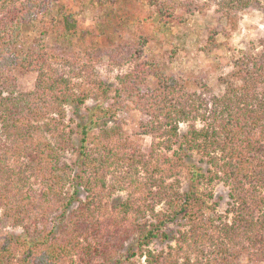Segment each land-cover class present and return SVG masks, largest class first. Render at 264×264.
<instances>
[{
  "label": "trees",
  "instance_id": "16d2710c",
  "mask_svg": "<svg viewBox=\"0 0 264 264\" xmlns=\"http://www.w3.org/2000/svg\"><path fill=\"white\" fill-rule=\"evenodd\" d=\"M145 1L161 23L176 19L177 6L187 13L203 7L194 0L193 9L175 0ZM252 1L260 4V0H219V11L231 17ZM49 2L0 0V225L22 226L25 232L8 233L1 240L0 264H62L66 258L68 264H94L93 255L102 245L95 240L89 241L87 248L80 247L77 222L92 205L98 206V194L105 186L103 171L127 173L121 160L132 168L136 163L145 164V158L157 152L167 161V169L159 173H173L176 163L169 151L180 163L182 154L193 151L204 167L191 164L187 190L178 179H159L158 200L145 208L152 220L133 224V231L125 227L118 235V247L124 246L125 238H133L127 262L134 264L130 260L134 256L144 258V264L264 262V33L230 52L231 70L217 78L218 92L206 83L187 90L183 78L163 73L155 61L139 60V44L130 54L131 43L108 48L111 58H120L126 50L127 60L139 61L123 74L110 105L92 109L104 111L110 118L118 109L139 110L146 117L140 122V133L151 136V149L147 154L135 145L128 148V140L115 122H101L90 138L91 125L96 124L92 110L87 123L77 124L80 144L75 146L71 137L75 130L65 121L66 107L79 109L95 96V90L87 85L90 80L87 84L80 80L88 64L77 69L69 57L43 46L33 52L12 49L19 42L21 25L47 10ZM261 3L264 5V0ZM67 25L73 26L68 21ZM217 33L211 31L205 47L216 45ZM145 39L141 38L140 47ZM65 62L71 68H66ZM17 66L36 73L31 89H16L12 71ZM148 76L154 77L155 83L144 86ZM93 81L107 95L109 87L102 80ZM181 122L190 124L183 134L179 133ZM118 138L121 141L114 146ZM73 145L76 160H67L63 155ZM214 182L228 189L223 216L205 213L208 198L213 197V190L207 187ZM202 185L205 191L200 190ZM80 188L85 191L83 198L78 196ZM149 194L154 196L152 188ZM135 200L131 195L112 207L127 213ZM157 201L162 202L159 210ZM168 224L176 229H165ZM154 238L165 242L166 248H150ZM242 255L246 261L241 260Z\"/></svg>",
  "mask_w": 264,
  "mask_h": 264
},
{
  "label": "rangeland",
  "instance_id": "374dc122",
  "mask_svg": "<svg viewBox=\"0 0 264 264\" xmlns=\"http://www.w3.org/2000/svg\"><path fill=\"white\" fill-rule=\"evenodd\" d=\"M175 1L189 4L193 9V0ZM194 1L203 6L202 10L187 13L183 7L177 6L176 19L161 23L154 8L145 0H50L47 10L37 13L32 21L21 25L19 42L13 45L12 49L17 52H33L43 46L48 51L69 57L77 69L84 63L88 64V69L83 72L85 77L80 80L85 84L86 81H91L87 85L95 90V96L87 99L79 109H75L74 106L66 107L65 121L75 130L71 136L75 146L80 144L78 134L80 128L77 124L87 123L90 117L89 110H92L95 112L96 124L91 125L93 129L89 131L90 138L97 133L101 122L108 124L115 122L121 126L129 143L128 148L131 149L135 145L148 154L152 138L148 134L140 133V122L146 117L139 110L132 107L118 109L115 116L110 118L104 111L92 109L96 106L110 105L111 96L121 87L125 71H130L139 60H152L158 63L163 73L183 78L189 91L197 90L198 83H206L212 90L218 92L217 78L231 70L230 52L233 49L244 48L250 40L256 41L264 33V5L261 0L260 4L252 1L246 9L236 11L231 17L224 16L222 11H219V0ZM67 21L73 26L69 27ZM213 30L218 32L216 45L208 49L205 46ZM141 38H146V42L140 47ZM119 43L132 44L133 47L127 49L129 54L134 52L136 45L139 44L141 56L139 60H127L126 50L120 58H111L108 48ZM88 53L90 58L87 57ZM65 65L66 68H71L70 63L65 62ZM12 72L16 89L26 91L34 86L36 78L34 71L17 66ZM93 80H102L104 85L109 87L107 95L104 96L100 89H97L98 85ZM154 83L155 78L148 76L144 86H151ZM189 125V122H181L179 133H185ZM120 141L119 138L116 139L114 146ZM121 143L123 144V141ZM73 148L74 145L69 147L63 157L75 161L76 151ZM161 155L154 152L152 156L145 158V164L136 163L132 168L125 163L126 160H121L120 164H123L122 168L127 172L124 174L113 169L103 171L105 186H100L103 190L98 194L100 198L98 206L92 205L91 211L82 215L77 222L80 226V247L87 248L90 246L88 242L95 240L102 245V250L93 255L94 264H133L126 259L133 238L130 236L125 238L124 246L118 247L120 240L118 235L125 227H130L133 231L136 229L133 224L152 220L148 208H145L146 204L158 200L155 194L161 191L159 181L161 177L167 176L168 181L178 179L182 188L187 190L191 185L190 175L193 170L191 164L204 167L193 151L182 154V163L176 160L172 151H169L168 155L172 157L171 161L176 163V167L173 173L161 174L159 172L167 169L165 165L167 161L163 160ZM125 174H128V177H125ZM123 177L125 179L121 180ZM128 181H132V185ZM144 185L145 188L141 190L140 187ZM150 188L154 190L152 198L149 194ZM207 188L213 190V197L208 198L209 207L205 208V213L215 217L225 215L229 199L227 187L220 182H214ZM200 190L205 191L203 185ZM84 194L85 191L80 188L78 196L83 198ZM131 195L136 200L134 208L129 212L112 207L113 204L128 200ZM161 206V201L155 203L156 210ZM165 229L175 230L176 226L168 224ZM63 232L67 236V231ZM8 233L23 235L25 232L22 226L0 225V242ZM113 244L115 245L112 247ZM165 244L154 238L150 240L149 247L160 250L166 248ZM130 260L134 264H144V258L138 256L130 257ZM241 260L246 261V255H242ZM253 261L255 264H264L260 260ZM62 264H68V259L63 260Z\"/></svg>",
  "mask_w": 264,
  "mask_h": 264
}]
</instances>
